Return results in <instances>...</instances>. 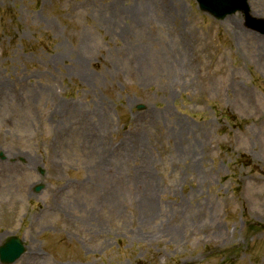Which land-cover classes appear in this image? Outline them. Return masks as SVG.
I'll list each match as a JSON object with an SVG mask.
<instances>
[{
    "label": "rangeland",
    "instance_id": "374dc122",
    "mask_svg": "<svg viewBox=\"0 0 264 264\" xmlns=\"http://www.w3.org/2000/svg\"><path fill=\"white\" fill-rule=\"evenodd\" d=\"M1 153L14 264H264V36L195 0H0Z\"/></svg>",
    "mask_w": 264,
    "mask_h": 264
},
{
    "label": "water",
    "instance_id": "95a60500",
    "mask_svg": "<svg viewBox=\"0 0 264 264\" xmlns=\"http://www.w3.org/2000/svg\"><path fill=\"white\" fill-rule=\"evenodd\" d=\"M200 9L214 16L218 20H223L229 15H234L237 12L244 14L247 26L255 31L264 34V20L254 18L251 15V7L249 0H197ZM144 109L143 106L139 107ZM2 157L3 155L1 154ZM44 186L40 185L35 188L37 193L43 190ZM25 252L23 242L18 237H11L0 248V260L3 263L11 264L17 261Z\"/></svg>",
    "mask_w": 264,
    "mask_h": 264
}]
</instances>
